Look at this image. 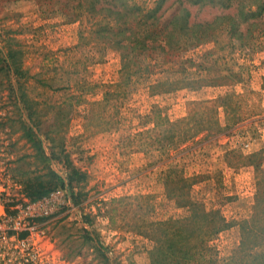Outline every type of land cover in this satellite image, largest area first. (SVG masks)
Returning a JSON list of instances; mask_svg holds the SVG:
<instances>
[{
	"label": "rangeland",
	"instance_id": "1",
	"mask_svg": "<svg viewBox=\"0 0 264 264\" xmlns=\"http://www.w3.org/2000/svg\"><path fill=\"white\" fill-rule=\"evenodd\" d=\"M81 28L36 0H0V179L20 222L0 264H153V223L185 215V194L233 222L207 242L213 264H251L235 253L264 167V35L240 45L217 29L126 79ZM52 171L63 186L29 199L25 181L47 188Z\"/></svg>",
	"mask_w": 264,
	"mask_h": 264
},
{
	"label": "trees",
	"instance_id": "2",
	"mask_svg": "<svg viewBox=\"0 0 264 264\" xmlns=\"http://www.w3.org/2000/svg\"><path fill=\"white\" fill-rule=\"evenodd\" d=\"M36 4L42 12L59 13L67 22L81 21V42L92 41L117 52L120 72L126 79L149 70L151 59L178 61L183 52L207 41L217 29L222 28L230 41L240 45L257 33L264 35V0H152L151 5L142 0H36ZM173 5L174 10L166 15ZM204 7L219 11L209 18L198 17L197 10ZM4 61L8 69L12 63L6 58ZM251 156L257 158L259 153ZM254 162L256 190L250 215L238 222L240 237L235 256L245 263L264 264V167L260 161ZM70 168L66 183L72 186L77 171ZM51 175L47 188L37 178L25 181L29 199L41 198L63 186L65 179L58 172ZM181 205L186 213L177 221L153 223L157 229L152 236V263L213 264L215 252L207 242L233 222L218 209H206L186 194Z\"/></svg>",
	"mask_w": 264,
	"mask_h": 264
},
{
	"label": "built area",
	"instance_id": "3",
	"mask_svg": "<svg viewBox=\"0 0 264 264\" xmlns=\"http://www.w3.org/2000/svg\"><path fill=\"white\" fill-rule=\"evenodd\" d=\"M59 190H55L54 192H52V194H56L58 193ZM6 183L1 181L0 179V259H4V252H2V246H7V242L9 239L8 236V231L9 229L13 228V229H17V227L19 226L20 222L17 220H13V218L9 217L6 213V209H5V197H6ZM44 196H42L41 198H38L36 200L42 199L44 198ZM17 244L23 245L24 244V239L21 240H17ZM17 244H15V246H17Z\"/></svg>",
	"mask_w": 264,
	"mask_h": 264
}]
</instances>
